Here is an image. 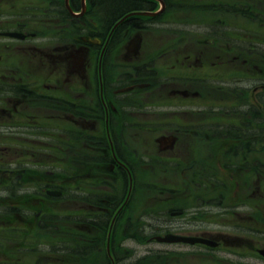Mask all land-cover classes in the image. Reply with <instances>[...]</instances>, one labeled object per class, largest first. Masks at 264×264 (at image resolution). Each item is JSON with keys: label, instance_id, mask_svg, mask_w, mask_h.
Here are the masks:
<instances>
[{"label": "flooded vegetation", "instance_id": "obj_1", "mask_svg": "<svg viewBox=\"0 0 264 264\" xmlns=\"http://www.w3.org/2000/svg\"><path fill=\"white\" fill-rule=\"evenodd\" d=\"M166 12H178L177 24ZM197 12L209 0H0V264H52L55 237L67 256L76 237L119 264L133 250L118 240L169 234L208 245L160 243L205 250L160 249L159 264H209L230 239L264 261L261 105L246 97L263 87L259 53L183 40ZM231 63L257 70L260 88H239L214 106L237 114L222 108L209 120L202 81L209 64ZM227 224L240 226L232 238Z\"/></svg>", "mask_w": 264, "mask_h": 264}, {"label": "rangeland", "instance_id": "obj_2", "mask_svg": "<svg viewBox=\"0 0 264 264\" xmlns=\"http://www.w3.org/2000/svg\"><path fill=\"white\" fill-rule=\"evenodd\" d=\"M223 2H226L223 4ZM229 3V6L227 4ZM227 8L231 10H235L237 12H222L227 10ZM241 11V12H238ZM177 13L178 12H166V16L168 20L171 21L170 24H177ZM183 13V12H179ZM176 14V18L173 16ZM187 22H191L188 28L191 27V32L189 37L184 38L183 40H209L210 42L222 43L228 42L233 46H238V50L243 52L242 47H253L254 52L257 51L259 54H253L251 57H256L254 60L255 64L260 65L264 72V0H209V12H197L195 17L187 19ZM172 28L167 27V34L171 32ZM172 37V34H169ZM180 34L174 35L171 40L178 39ZM182 36V35H181ZM183 37V36H182ZM215 54L220 53L219 49H214ZM246 55V50H245ZM248 75L244 74V65L236 64H209V80L202 81V83L209 84V120L211 117L218 116V111L222 108H215L217 105H227L230 104L228 102L230 100V96L234 97L236 91L244 87L243 90H250L254 87L260 88L259 81L255 77L254 73H258L257 70L254 71H246ZM219 73V74H218ZM240 75V76H239ZM239 76V77H238ZM241 78V79H239ZM264 80V76L262 77ZM264 82V81H263ZM197 84L203 86L204 84ZM263 87L261 91L257 89V91H253L251 93H247L246 97L250 94L256 96L258 99L260 97L257 111H259V116L261 122L258 124L261 125V130L264 133V83L261 84ZM233 93V95H231ZM211 96L215 97L212 98ZM201 106H197V109L205 110V105L207 102L199 103ZM229 110L230 112H224ZM233 109L223 108L221 110L222 114L231 115L237 114L236 112H232ZM237 110V108L235 109ZM217 132H220L219 128L215 129ZM230 132L233 129L230 127ZM264 136V134H261ZM262 175H261V193L264 197V161H262ZM222 168V167H221ZM217 182H220L217 176H214ZM222 182L227 184L234 183L237 184V180L239 179L237 176L232 179L229 177L220 178ZM157 180V178H156ZM249 181V184L253 186V179L251 177L246 178ZM221 183V182H220ZM55 205V221L57 222V226L59 229H63V217L61 216V212L63 211L60 207L56 208ZM78 209H68L69 213H75ZM262 212H264V204L262 205ZM262 226V245L264 246V217L261 220ZM206 227V226H204ZM240 226L238 224H227L220 227V230L226 233L228 236L237 234ZM209 228V225H208ZM70 231L75 230L70 228ZM232 238L233 236H229ZM227 245L223 246L219 250H216L212 253L209 252V264H264V261H259L255 258L243 257L240 255L241 249L245 247V244L239 240H228L226 241ZM250 242H247L249 245ZM117 244L120 248H128L133 250L132 257H122V254H118L119 264H126L128 262L137 263L139 261L144 262L143 256L146 254L149 255V260L146 264H159L157 255L158 250L160 249H169V250H195L198 253H204L205 247L203 246H184V245H171L165 246L155 241L146 243L144 240L136 241V240H127L120 242L117 241ZM148 250H150L148 252ZM62 250L61 240L58 238L53 239V249L50 253L52 260L49 259V262L52 264H62L63 259H68L69 264H78L81 260L78 254H67ZM45 251L40 252L39 254H43ZM152 256H156L152 257ZM151 258H155L151 260ZM28 263L32 261L31 259H26ZM74 261V262H72ZM23 262V259H22ZM108 264V262L106 263ZM142 264V263H141Z\"/></svg>", "mask_w": 264, "mask_h": 264}, {"label": "water", "instance_id": "obj_3", "mask_svg": "<svg viewBox=\"0 0 264 264\" xmlns=\"http://www.w3.org/2000/svg\"><path fill=\"white\" fill-rule=\"evenodd\" d=\"M156 240H158V241H169V242H187V243L202 242V243H208V242H206L202 239H198V238H184V237L172 236V235H167L163 238L156 237Z\"/></svg>", "mask_w": 264, "mask_h": 264}]
</instances>
